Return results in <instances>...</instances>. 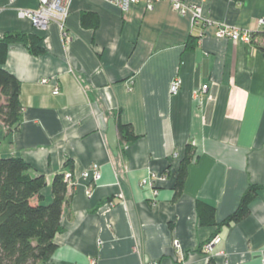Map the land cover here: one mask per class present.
Masks as SVG:
<instances>
[{
    "label": "crops",
    "instance_id": "obj_1",
    "mask_svg": "<svg viewBox=\"0 0 264 264\" xmlns=\"http://www.w3.org/2000/svg\"><path fill=\"white\" fill-rule=\"evenodd\" d=\"M184 1L201 4L212 21L253 31V41L218 38L214 26L192 25L166 0L125 11L72 0L63 26L44 28L17 14L38 0H0V37L35 34L46 50H8L4 68L20 83L22 116L11 131L0 121V156L43 175L46 201L55 174L72 176L57 249L38 264H264V0ZM174 77L181 87L171 95ZM110 120L116 129L130 123L138 138L120 143L117 132L113 151ZM187 145L192 159L175 198ZM93 164L96 183L81 178ZM149 177L156 197L142 185ZM251 185L261 188L246 217L220 225ZM198 202L214 207L215 225L200 223ZM214 235L220 240L207 254L202 246Z\"/></svg>",
    "mask_w": 264,
    "mask_h": 264
},
{
    "label": "trees",
    "instance_id": "obj_2",
    "mask_svg": "<svg viewBox=\"0 0 264 264\" xmlns=\"http://www.w3.org/2000/svg\"><path fill=\"white\" fill-rule=\"evenodd\" d=\"M86 17L88 14L81 18L84 26ZM91 25L95 28L98 22L95 20ZM14 44L23 45L33 56L46 52L41 38L35 34L12 31L0 37V121L8 131L18 128L22 116L20 83L4 68L8 50ZM117 132L120 143H132L138 138L130 123L117 121ZM192 153L191 146L187 145L176 171L175 198L182 192ZM30 170V165L19 157L0 156V264L47 262L57 249L55 236L63 231V208L70 200V197L66 199L68 184L64 173L55 174L51 183L52 198L46 201L42 193L46 187L45 177L32 175ZM260 188L251 185L236 210L220 225H229L246 217ZM196 208L201 224L215 225L214 207L198 202Z\"/></svg>",
    "mask_w": 264,
    "mask_h": 264
},
{
    "label": "built area",
    "instance_id": "obj_3",
    "mask_svg": "<svg viewBox=\"0 0 264 264\" xmlns=\"http://www.w3.org/2000/svg\"><path fill=\"white\" fill-rule=\"evenodd\" d=\"M10 2L13 0H9ZM111 4H114L122 10H127L130 6L138 3L139 0H105ZM153 1L148 0L147 7L150 8ZM170 3L171 7L182 15H189L192 25H198L203 29L208 26L215 27V36L218 38H227L233 42H241L244 44H250L253 41V31L240 29L238 27L229 26L223 22L212 21L203 16V10L201 4L198 3H186L184 0H166ZM204 1V0H201ZM72 0H38L36 8H20L17 10V14L20 18L27 19L37 28H44L50 22H57L63 26L66 17L68 16L69 7ZM258 24H264V19H259ZM203 34V33H202ZM200 34V36H202ZM46 78L42 79V83H47ZM181 87V79L174 77L169 85V92L171 95H176ZM208 85L201 86V91L206 92ZM59 93V86L54 85L52 94L57 95ZM101 177L100 169L97 164L91 165L89 168L81 173V178L91 182H98ZM65 181L69 182L72 176L69 172L64 173ZM142 185H147L152 189L153 196L156 197L157 190L154 189L152 178H146L142 180ZM219 237L214 235L208 242L202 246V250L207 254H211L213 247L219 242ZM176 244V242H175ZM91 264H96L94 260ZM152 264H158L153 262Z\"/></svg>",
    "mask_w": 264,
    "mask_h": 264
},
{
    "label": "water",
    "instance_id": "obj_4",
    "mask_svg": "<svg viewBox=\"0 0 264 264\" xmlns=\"http://www.w3.org/2000/svg\"><path fill=\"white\" fill-rule=\"evenodd\" d=\"M107 139H108V143L110 145V148L113 151H115L116 147L118 145V137H117V129H116V126H115V123L113 120L109 121Z\"/></svg>",
    "mask_w": 264,
    "mask_h": 264
},
{
    "label": "rangeland",
    "instance_id": "obj_5",
    "mask_svg": "<svg viewBox=\"0 0 264 264\" xmlns=\"http://www.w3.org/2000/svg\"><path fill=\"white\" fill-rule=\"evenodd\" d=\"M67 184H68V182H67Z\"/></svg>",
    "mask_w": 264,
    "mask_h": 264
}]
</instances>
